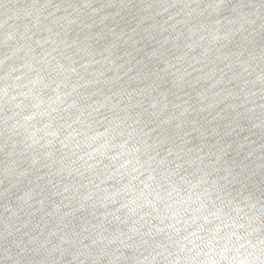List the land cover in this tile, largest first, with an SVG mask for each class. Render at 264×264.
Listing matches in <instances>:
<instances>
[{"label":"water","instance_id":"water-1","mask_svg":"<svg viewBox=\"0 0 264 264\" xmlns=\"http://www.w3.org/2000/svg\"><path fill=\"white\" fill-rule=\"evenodd\" d=\"M264 0H0V264H262Z\"/></svg>","mask_w":264,"mask_h":264},{"label":"clouds","instance_id":"clouds-1","mask_svg":"<svg viewBox=\"0 0 264 264\" xmlns=\"http://www.w3.org/2000/svg\"><path fill=\"white\" fill-rule=\"evenodd\" d=\"M262 264H264V262H262Z\"/></svg>","mask_w":264,"mask_h":264}]
</instances>
